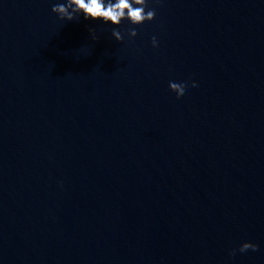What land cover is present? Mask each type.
<instances>
[{
  "label": "water",
  "instance_id": "95a60500",
  "mask_svg": "<svg viewBox=\"0 0 264 264\" xmlns=\"http://www.w3.org/2000/svg\"><path fill=\"white\" fill-rule=\"evenodd\" d=\"M54 2L0 0V264H264V0Z\"/></svg>",
  "mask_w": 264,
  "mask_h": 264
},
{
  "label": "clouds",
  "instance_id": "9594fccd",
  "mask_svg": "<svg viewBox=\"0 0 264 264\" xmlns=\"http://www.w3.org/2000/svg\"><path fill=\"white\" fill-rule=\"evenodd\" d=\"M161 0H56L51 3V12L56 18L61 21H71L75 19H84L97 22L98 24L110 25V35L117 42L123 39L121 30L122 21H127L130 27L126 32L128 37L137 35L136 28L131 27L140 25L146 21H151L155 16V7L150 5H158ZM91 39L95 41L98 38L95 28H89ZM151 45L157 47V39L151 37ZM87 48H82L81 53H87ZM196 86L197 81H189L184 76H169L168 86L174 89L176 94H181L188 84ZM257 244L250 241H242L238 247L229 249L228 255L232 256L237 251L244 252L245 250L257 248Z\"/></svg>",
  "mask_w": 264,
  "mask_h": 264
}]
</instances>
